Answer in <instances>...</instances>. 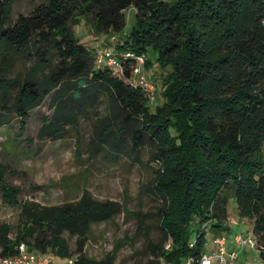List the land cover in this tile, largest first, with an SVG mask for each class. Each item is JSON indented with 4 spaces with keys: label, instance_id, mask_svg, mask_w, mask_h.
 Returning <instances> with one entry per match:
<instances>
[{
    "label": "trees",
    "instance_id": "1",
    "mask_svg": "<svg viewBox=\"0 0 264 264\" xmlns=\"http://www.w3.org/2000/svg\"><path fill=\"white\" fill-rule=\"evenodd\" d=\"M16 1L0 0V127L22 122L49 98L53 113L38 136L58 139L104 103L91 153L105 144L116 159L147 148L157 166L151 193L159 239L146 240L147 264L200 257L204 230L215 237L227 230L221 218L229 201L251 221L264 260V0H27L30 12L13 19ZM83 20L98 34L118 36L109 47L130 55L120 70L97 65L74 36L71 27ZM155 66L154 84L147 72ZM136 68L154 87L152 101L134 80ZM3 175L0 167L1 200L17 210V221L14 229L0 222V257L17 255L23 244L55 264L73 257L75 264H114L82 250L117 204L88 193L60 206L21 202ZM138 221L144 230L141 215Z\"/></svg>",
    "mask_w": 264,
    "mask_h": 264
},
{
    "label": "rangeland",
    "instance_id": "2",
    "mask_svg": "<svg viewBox=\"0 0 264 264\" xmlns=\"http://www.w3.org/2000/svg\"><path fill=\"white\" fill-rule=\"evenodd\" d=\"M167 1L172 3L175 0ZM31 9L27 0L16 1L12 6V17L26 15ZM126 17L127 25L122 35H127L130 29L132 17L128 13ZM71 31L93 57L99 49L110 46L111 41L118 39L113 33H96L90 22L84 20L72 26ZM147 57L150 60L154 58L151 50ZM154 68L147 72V79L155 84L160 71L156 66ZM155 98L157 100V96ZM52 113L49 98H46L22 122L14 118L11 123L0 127V167L4 170L5 183L18 190L17 200L21 202L60 206L88 193L98 201L117 204L119 211L114 217L92 227L82 253L94 261L110 257L114 264H147L146 240L159 239V232L154 228L157 218L152 216L158 203L151 193L157 166L152 162L148 149L142 148L136 156L127 153V149L126 153L116 154L118 157L115 159L104 144L99 151L91 153L96 141L93 127L97 125V119L100 121L107 113L104 103L91 112L88 121L80 120L78 126L64 137L41 139L38 134L43 128V120L50 119ZM140 215L146 226L144 230L139 227ZM223 216L222 227L227 230H219L215 233L217 236L220 234L229 240L236 234L245 235L251 230V221L237 216L233 201L227 202ZM16 221L17 210L3 203L0 195V222L14 229ZM204 231L205 249L208 251L215 236L209 227ZM70 244L74 249V239L70 240ZM234 250L242 261L257 264L255 250L239 247H234Z\"/></svg>",
    "mask_w": 264,
    "mask_h": 264
},
{
    "label": "built area",
    "instance_id": "3",
    "mask_svg": "<svg viewBox=\"0 0 264 264\" xmlns=\"http://www.w3.org/2000/svg\"><path fill=\"white\" fill-rule=\"evenodd\" d=\"M130 55L117 56L109 46L99 49L95 55V62L97 65L105 63L107 66L120 70V63L127 59ZM139 65L144 63V59L137 58ZM134 80L143 87L150 101L154 98V87L147 81L145 75L141 72V68H136L133 71ZM227 238L224 236H216L212 240V249L206 251L198 258L189 257L178 264H250L244 262L239 258V254L234 250L227 248ZM232 243L242 250L250 248L258 252L257 243L250 232L247 234H236L232 238ZM168 245L165 246V249ZM76 259L70 258L64 264H75ZM0 264H55L51 257L36 252L27 251L25 245L21 244L18 247L17 255L13 257H0ZM161 264L164 263L161 260ZM257 264H264V260L258 259Z\"/></svg>",
    "mask_w": 264,
    "mask_h": 264
},
{
    "label": "crops",
    "instance_id": "4",
    "mask_svg": "<svg viewBox=\"0 0 264 264\" xmlns=\"http://www.w3.org/2000/svg\"><path fill=\"white\" fill-rule=\"evenodd\" d=\"M164 1H167V0H164ZM168 2V1H167ZM129 14L131 17H132V10L131 9H129L127 12H126V14ZM130 23V25H131V21L129 22ZM117 36V35H116ZM232 238L233 237H231L228 241H227V248L228 249H230V250H232V249H234V247H236L233 243H232ZM212 249V247L210 248V250ZM209 251V250H208ZM66 260H64V262H65ZM61 263H63L62 261L60 262V264Z\"/></svg>",
    "mask_w": 264,
    "mask_h": 264
}]
</instances>
